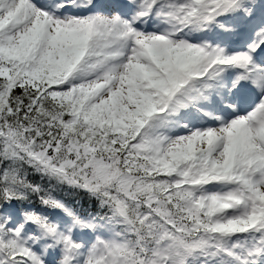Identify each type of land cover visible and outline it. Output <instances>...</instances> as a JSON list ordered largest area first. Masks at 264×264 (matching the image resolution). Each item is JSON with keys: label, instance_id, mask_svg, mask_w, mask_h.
<instances>
[{"label": "snow or ice", "instance_id": "snow-or-ice-1", "mask_svg": "<svg viewBox=\"0 0 264 264\" xmlns=\"http://www.w3.org/2000/svg\"><path fill=\"white\" fill-rule=\"evenodd\" d=\"M0 264H264V0H0Z\"/></svg>", "mask_w": 264, "mask_h": 264}]
</instances>
